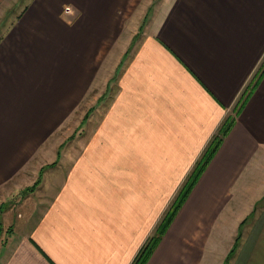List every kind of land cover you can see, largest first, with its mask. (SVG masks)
I'll use <instances>...</instances> for the list:
<instances>
[{"label": "crops", "instance_id": "0c3cea01", "mask_svg": "<svg viewBox=\"0 0 264 264\" xmlns=\"http://www.w3.org/2000/svg\"><path fill=\"white\" fill-rule=\"evenodd\" d=\"M161 4L142 32L153 0H28L2 30L0 190L33 176L38 199L0 201V264H131L228 115L146 264H264V75L234 115L264 0ZM77 108L82 146L43 152Z\"/></svg>", "mask_w": 264, "mask_h": 264}, {"label": "rangeland", "instance_id": "374dc122", "mask_svg": "<svg viewBox=\"0 0 264 264\" xmlns=\"http://www.w3.org/2000/svg\"><path fill=\"white\" fill-rule=\"evenodd\" d=\"M161 1L162 0H153V5L148 8L147 13L141 17H138L140 21V25H142V32H144V28L146 25H149L151 22L152 23L154 22L155 24L157 20L160 18V15L157 14H160L163 7ZM27 2L28 0H3L0 2V35L2 34V30L5 29V26L7 24L12 23L18 11L21 10ZM112 87L113 84L111 83L109 86H107V90H104V93L106 92V95L109 94ZM104 93L101 94V96L99 97L98 95L99 93H97V90L91 91L90 94L91 102H94L96 104L98 103L99 101L98 99L100 98L101 101L104 98ZM84 120H86V117L83 116L82 109L81 108L75 109L72 117L69 118L67 122H64L61 126L57 128V131L51 137V141L47 144L46 143L43 144V152L47 151L49 147L54 146L56 143L57 146L59 147L56 150L57 152H65V151L73 152L76 151L75 149L77 148L79 149L82 146L81 137L85 134L82 130V124ZM17 179L16 181L14 179L9 186H6L2 190H0V201H2L3 199L2 202L3 209L7 208L8 206L16 205L17 203L21 202L24 198H27L29 196L31 200L38 199V197L37 198L35 197L36 192L31 193V192H27L26 190L34 183V181L37 180V177L35 178L33 176L26 177V180L23 181V185L26 184L29 186L27 188L25 186L21 188L23 190H19V191H16L17 185L19 184L18 181L19 179L18 180ZM21 182L22 181H20V183ZM1 230L8 231L9 228L4 226L1 227L0 225V231Z\"/></svg>", "mask_w": 264, "mask_h": 264}, {"label": "trees", "instance_id": "16d2710c", "mask_svg": "<svg viewBox=\"0 0 264 264\" xmlns=\"http://www.w3.org/2000/svg\"><path fill=\"white\" fill-rule=\"evenodd\" d=\"M263 75H264V57L259 63V65L257 66V69L252 75L249 83L244 87L243 91L241 92L239 96L238 102L234 109L235 116L236 114H238L239 110L242 108L246 100L252 94V92L256 88L259 80L262 78ZM234 122H235V119L232 115H228L223 120V122L217 129L216 133L212 136L207 146L203 150L202 154L200 155L198 160L195 162L192 170L187 175L186 179L184 180L180 189L174 196L173 200L171 201L170 205L166 209L162 218L156 225L153 231V234L149 236L147 240L144 242V244L141 246V248L139 249L137 255L135 256L131 264H146L147 263L153 251L155 250V248L161 241L162 237L166 233L167 229L171 225L172 221L174 220L175 216L177 215L178 211L180 210L185 200L189 196L191 190L195 186L199 177L205 171L206 167L208 166L213 156L217 152L224 138L227 136V134L231 130ZM29 190L32 191V189H29Z\"/></svg>", "mask_w": 264, "mask_h": 264}, {"label": "built area", "instance_id": "2783aa9c", "mask_svg": "<svg viewBox=\"0 0 264 264\" xmlns=\"http://www.w3.org/2000/svg\"><path fill=\"white\" fill-rule=\"evenodd\" d=\"M64 12L68 14L70 12V8L68 6L65 7Z\"/></svg>", "mask_w": 264, "mask_h": 264}]
</instances>
